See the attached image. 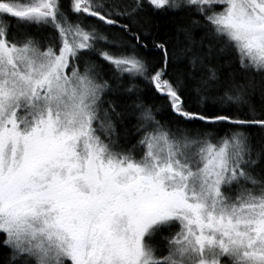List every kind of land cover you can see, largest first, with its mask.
Masks as SVG:
<instances>
[{"label": "snow or ice", "instance_id": "snow-or-ice-1", "mask_svg": "<svg viewBox=\"0 0 264 264\" xmlns=\"http://www.w3.org/2000/svg\"><path fill=\"white\" fill-rule=\"evenodd\" d=\"M0 254L264 264V0H0Z\"/></svg>", "mask_w": 264, "mask_h": 264}, {"label": "trees", "instance_id": "trees-1", "mask_svg": "<svg viewBox=\"0 0 264 264\" xmlns=\"http://www.w3.org/2000/svg\"><path fill=\"white\" fill-rule=\"evenodd\" d=\"M157 26H158V29L160 31L161 34H164L165 32L167 31H170L171 30V22L167 19V18H160L157 20ZM145 100L148 101V102H151L152 101V97L150 94H147L145 96ZM195 103V101L193 100V104ZM157 119H168V116L166 113H161L160 115L157 116ZM3 255L0 254V264H3Z\"/></svg>", "mask_w": 264, "mask_h": 264}]
</instances>
